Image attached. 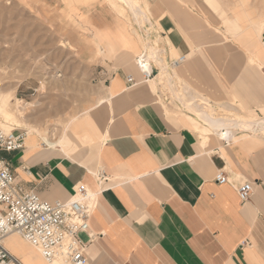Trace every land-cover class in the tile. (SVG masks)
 I'll use <instances>...</instances> for the list:
<instances>
[{
  "label": "crops",
  "instance_id": "obj_1",
  "mask_svg": "<svg viewBox=\"0 0 264 264\" xmlns=\"http://www.w3.org/2000/svg\"><path fill=\"white\" fill-rule=\"evenodd\" d=\"M144 2L155 28L150 39L160 38L167 63L182 59L170 69L165 63L175 86L155 61L158 73L145 80L119 61L125 49L114 47L105 59L114 67L103 73L106 102L79 121L65 151L25 145L5 153L14 179L47 202L65 201L75 185H86V264H264V136H217L176 100L191 89L219 116L234 103L216 107L210 98L226 94L246 108H264V4ZM142 53L138 48L133 58ZM161 86L185 113L158 106L157 97H168ZM218 172L226 182L215 181ZM245 181L251 194L241 202L237 188Z\"/></svg>",
  "mask_w": 264,
  "mask_h": 264
},
{
  "label": "rangeland",
  "instance_id": "obj_2",
  "mask_svg": "<svg viewBox=\"0 0 264 264\" xmlns=\"http://www.w3.org/2000/svg\"><path fill=\"white\" fill-rule=\"evenodd\" d=\"M249 1L264 4V0ZM139 2L147 9L144 0ZM128 14L119 0H0V88L18 82L15 91L17 98L26 101L38 99L39 111H30V114L38 115L36 117H40L42 122L50 121L46 124L47 135L53 134V137H58L60 133V125L57 130H53L55 118H69L71 114L78 112V116L66 130V140L72 135L76 137L74 129L79 121L89 119L92 109L106 102L107 90L103 73L114 68L95 51L96 43L91 32L100 30L99 40L102 46L112 44L113 50L108 54L116 51L114 47L125 49L120 31L114 30V23L117 21L125 25L124 32L129 38L143 42L141 29ZM159 39H154L152 43L163 58ZM138 48L143 49L139 45ZM119 61L121 62V58ZM164 62L170 69V62ZM126 64L136 71V63ZM156 67L158 68L157 65ZM157 68L155 71L158 73ZM41 81L46 84L44 89H40ZM261 83L264 85V82ZM177 85L181 90L182 85ZM161 91L168 96L165 101L161 96L157 97L158 106L163 111L179 116L185 113L166 87L161 86ZM210 99L216 107L218 103H234L244 115L264 117V108H246L233 95ZM93 103L85 112V108ZM225 114L228 115L226 112ZM23 128L16 124L10 127L26 133V128ZM83 138H87V135ZM27 141H24L25 145ZM31 142L34 146L45 145L38 135ZM2 155L5 158L11 157L5 153ZM80 238L84 240L83 235Z\"/></svg>",
  "mask_w": 264,
  "mask_h": 264
},
{
  "label": "built area",
  "instance_id": "obj_3",
  "mask_svg": "<svg viewBox=\"0 0 264 264\" xmlns=\"http://www.w3.org/2000/svg\"><path fill=\"white\" fill-rule=\"evenodd\" d=\"M142 54L137 57L136 63L144 79L148 80L156 72L153 68L150 73L142 70ZM181 60L171 61L170 66L174 67ZM126 79L133 82L131 75H127ZM24 138V131L0 128V264H20L3 244L5 237L12 233L36 248L48 263L86 264V242L80 238V234L89 230L88 219L92 207L88 189L85 184L79 183L67 200L47 202L40 199L32 189L15 181L11 162L2 153L22 149ZM21 168L29 174L25 166ZM96 175L98 180L103 179L102 171ZM215 181L224 183L227 177L223 172H218ZM237 193L241 202H245L251 194L250 182L241 183ZM88 236L91 239L92 234Z\"/></svg>",
  "mask_w": 264,
  "mask_h": 264
},
{
  "label": "bare ground",
  "instance_id": "obj_4",
  "mask_svg": "<svg viewBox=\"0 0 264 264\" xmlns=\"http://www.w3.org/2000/svg\"><path fill=\"white\" fill-rule=\"evenodd\" d=\"M121 1L126 11H128V15L132 18L135 24L141 29L143 42L134 41L129 38L128 34L124 32L125 25L122 22H115L114 23V30L124 32L121 33V38L123 43L125 44V51L121 58V62L125 63H136V59L133 58V54L137 52L138 45L142 47L144 50L143 54L140 58V65L142 70L145 72L150 73L152 71V63L155 61L159 64L162 74L165 76L167 72V66L164 60L159 57V50L156 49L155 45L152 43L150 39V34L155 33L154 24L147 14L145 8L140 4L139 0H119ZM137 29V28H136ZM126 31V29H125ZM93 35V40L96 43L95 51L97 54L102 57L103 59L107 58L108 52L113 50L112 44L107 43V45L102 46L100 44L99 36L100 30L96 31L93 30L91 32ZM93 43V42H92ZM252 59V58H251ZM154 62V63H155ZM136 71L139 73L140 68L136 63ZM159 70V68H158ZM170 75V74H169ZM162 76V75H161ZM171 76V75H170ZM168 75L165 76L166 80L168 81L169 85L173 87L174 83L172 84V77ZM57 79H54L56 81ZM152 88H154L155 83L152 82ZM19 83H13L9 87H1L0 88V128L5 130H12L10 129L12 124H16L17 126H23L26 128L25 133V140H28L26 146H34L31 142L32 138L35 135H38L41 139V143L45 144L48 147H55L59 146L61 150H64V141H66V130L78 116V112H75L69 116V118L61 119L59 117L55 118V124H52L54 127L53 130H57L58 125H60V133L58 137H53V134L47 135V128L46 124L50 121L45 120L44 122L39 119L40 117H36L38 115L30 114V111H35L39 109L40 102L38 99L34 98L32 101H26L15 96V91L18 87ZM46 85V84H45ZM44 82H40V89L45 88ZM169 86V87H170ZM175 86V85H174ZM175 88V87H174ZM172 89V88H171ZM176 89V88H175ZM183 89L186 90V87ZM189 90V88H188ZM173 89L171 90V92ZM177 91V89H176ZM184 92V91H183ZM193 91L190 92L186 91L184 95H180L177 91V95H180L178 99L174 97L177 101L183 104L184 108L188 110L190 113L194 114L195 117L200 121L208 125V131L213 132L217 136H221L227 139H232L233 136L238 131H246L252 134H259L264 136V117L256 118L250 114L244 115L241 112H237L233 105L229 104L227 107L228 115L219 116L214 114L210 103L206 101V99L198 98L194 94ZM174 94V92H173ZM176 96V94H175ZM93 104H90L85 108V112L89 110ZM181 106V105H180ZM182 108V107H181ZM42 110V109H41ZM46 112L48 109H44ZM39 111V110H37ZM44 111V112H45ZM224 111V112H225ZM50 114V113H49ZM50 116V115H49ZM44 118V117H42ZM45 124V125H44ZM50 127V125H49ZM23 128V129H24ZM59 129V128H58ZM223 138V139H224ZM25 146V143H24ZM36 146V145H35ZM63 153V152H62ZM20 238L22 241H19ZM4 246L9 250V252L18 259L20 264H61L58 263H48L40 254V252L28 244L24 239H22L19 235L12 233L5 237L3 240ZM8 264H15V263H8Z\"/></svg>",
  "mask_w": 264,
  "mask_h": 264
}]
</instances>
